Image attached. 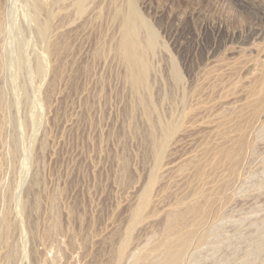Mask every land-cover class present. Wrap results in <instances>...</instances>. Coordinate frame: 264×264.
<instances>
[{"label": "rangeland", "instance_id": "1", "mask_svg": "<svg viewBox=\"0 0 264 264\" xmlns=\"http://www.w3.org/2000/svg\"><path fill=\"white\" fill-rule=\"evenodd\" d=\"M38 1L53 27L46 39L33 28L32 0H0V264H147L153 256L140 257L178 228L172 214L193 205L207 213L205 235L185 264H264V106L251 107L264 74V0H132L160 46L151 93H142L156 109L151 120L114 50V10L128 0H88L84 14L76 0ZM161 113L182 127L158 160L151 140ZM225 115L232 130L260 132L249 136L239 185L226 199L211 179L194 177L196 165L208 176ZM197 189L206 198L197 200Z\"/></svg>", "mask_w": 264, "mask_h": 264}, {"label": "bare ground", "instance_id": "2", "mask_svg": "<svg viewBox=\"0 0 264 264\" xmlns=\"http://www.w3.org/2000/svg\"><path fill=\"white\" fill-rule=\"evenodd\" d=\"M88 0H76L75 3L73 4L74 7L76 8V11L84 14L85 11V5L86 2ZM103 1V0H102ZM117 1V0H116ZM115 1V2H116ZM119 1V0H118ZM134 1V0H133ZM132 0H128L125 4L122 6L121 3H119L122 7H119L117 5V3L115 4V6L117 5L118 7L114 10V18L115 20L118 22L119 24V38L118 40L115 42V54L117 57H119V59L121 60V62L123 63L124 67H125V72H126V77L125 79L127 80L128 84L130 85V87L132 88V90L134 91V93L140 99V104L142 105V107L145 110V113L147 115V117L151 120V117L153 118V113L156 110L151 99L150 98H146L145 96L150 92V84H149V73L151 70V66H152V62L151 60L154 59L153 57L156 54L157 48L160 47L158 45L157 42V35H155L154 30L151 29V27L148 25V22L145 21V19L141 16L140 12H138V10L136 9L137 6H134V3ZM101 2V1H100ZM122 2V1H121ZM125 2V1H124ZM123 2V3H124ZM26 3V2H25ZM32 9H33V13L32 15L35 16L33 19L36 23V28L37 30V34L39 36V38L42 39H46L48 37V35L50 34V28H53L50 26L49 22H42L40 16H41V10L42 8V3L40 4L38 0H32ZM50 7V6H49ZM29 8V7H28ZM74 8V9H75ZM99 9V8H98ZM46 10V9H45ZM51 10V8H50ZM48 10V11H50ZM106 10V9H105ZM72 11V10H70ZM45 11L42 12V14ZM59 12V11H58ZM77 12V13H78ZM94 12V11H93ZM51 13V11H50ZM79 14V13H78ZM53 15V14H52ZM102 15V14H101ZM32 16V17H33ZM54 16V15H53ZM42 17V16H41ZM61 17V16H60ZM239 17V16H238ZM48 18H51L50 16ZM58 18V17H57ZM32 20V19H31ZM49 20V19H48ZM52 20V19H51ZM50 20V21H51ZM59 20V19H58ZM114 20V21H115ZM239 20V19H238ZM30 21V20H29ZM115 21V22H116ZM240 21V20H239ZM30 22H33L30 21ZM262 22V21H261ZM34 23V24H35ZM237 23V22H236ZM244 23V22H242ZM117 24V23H116ZM240 24V23H239ZM255 24V23H254ZM31 25V24H29ZM32 27V25H31ZM221 27V26H220ZM218 27V28H220ZM250 29H252L250 27ZM34 30V29H33ZM214 30V29H213ZM217 30V29H216ZM221 30V29H220ZM261 30V29H260ZM249 31V29H248ZM218 32V30H217ZM223 32V31H222ZM226 32V31H225ZM263 32V31H262ZM201 34V33H200ZM212 34V32H211ZM251 34V33H250ZM253 34V32H252ZM29 35V34H28ZM218 35V34H215ZM224 35V33H223ZM222 34L220 35V37H226L223 36ZM233 35V34H232ZM256 35V34H255ZM242 36V35H241ZM240 36V37H241ZM215 37V36H214ZM213 37V38H214ZM221 37V38H222ZM229 37V34H228ZM231 37V36H230ZM229 37V38H230ZM234 37V35H233ZM245 37V36H244ZM256 37V36H255ZM232 38V37H231ZM239 38V37H238ZM254 38V37H253ZM202 39V37H201ZM219 39V38H218ZM226 39V38H224ZM241 39V38H240ZM243 39V38H242ZM241 39V40H242ZM159 40V39H158ZM230 40V39H229ZM238 40V39H237ZM240 40V41H241ZM44 41V40H43ZM54 41V40H53ZM199 41V40H198ZM225 41V40H224ZM228 41V40H227ZM57 42V41H56ZM223 42V41H222ZM235 42V41H234ZM233 42V43H234ZM186 43V42H185ZM201 43V42H200ZM199 43V44H200ZM216 43V42H215ZM232 43V42H231ZM202 44V43H201ZM206 44V43H205ZM51 45L52 44L51 42ZM226 45V44H225ZM206 46V45H204ZM214 47V46H213ZM58 48V47H57ZM210 48V47H209ZM60 49V48H59ZM109 49V48H108ZM201 50V49H200ZM205 50V49H204ZM50 51V50H49ZM203 51V49H202ZM98 52V51H97ZM212 52V51H211ZM204 53V52H203ZM206 56H207V52ZM53 54V53H51ZM100 54V52H99ZM204 55V54H203ZM51 56V55H50ZM205 56V57H206ZM208 57V56H207ZM211 57V56H210ZM152 58V59H151ZM203 60V59H202ZM208 61V59H206ZM205 60V61H206ZM153 61V60H152ZM154 62V61H153ZM185 62V61H184ZM195 64V63H194ZM210 64V63H209ZM154 65V64H153ZM175 65V64H174ZM173 65V66H174ZM172 68H174L171 72V74L173 75V79L175 80V85H177L176 87H179L180 83L182 82L181 78H182V72L180 70L179 67H176V65ZM39 67V66H38ZM171 67V66H170ZM216 68V67H215ZM226 68V67H225ZM232 68V67H231ZM218 69V68H217ZM264 70V69H263ZM154 71V70H153ZM226 71V69H225ZM211 72V71H210ZM218 72V71H217ZM224 72V71H223ZM222 72V73H223ZM264 73V72H263ZM222 76V75H220ZM260 76V75H259ZM258 83L255 86V88L252 90V93L254 94L253 96L257 97L258 99H256V101L254 102V104H252L251 107H254L253 110H259V112L263 109L260 110L261 106H264V74H262V77L260 76L259 79H257ZM125 81V80H124ZM126 82V83H127ZM183 83V82H182ZM182 86V85H180ZM180 88V87H179ZM221 88V87H220ZM219 88V89H220ZM252 88V87H251ZM178 89V88H176ZM182 89V87H181ZM174 91V90H173ZM177 91V90H176ZM144 92H147V94H145ZM180 92V91H179ZM218 92V91H217ZM145 94L144 95H142ZM151 93V92H150ZM175 93V92H174ZM171 96V95H170ZM212 96V95H211ZM166 99L163 98V104L167 101H165ZM169 100V99H168ZM173 100V99H172ZM172 106L174 107L176 105V100L172 101ZM180 100V99H179ZM170 103V104H171ZM249 103V101H248ZM179 105V104H178ZM247 105V104H246ZM163 106V105H162ZM177 106V105H176ZM178 107V106H177ZM167 108V107H166ZM196 109V108H195ZM159 110V109H158ZM178 110V109H175ZM254 110V112L256 113V111ZM174 111V110H173ZM144 112V111H143ZM161 112V111H160ZM177 112V111H176ZM263 112V111H262ZM158 113V112H157ZM171 113V112H170ZM248 113V112H247ZM253 113V114H255ZM177 114V113H176ZM176 114H174L173 116H175ZM261 114V113H260ZM259 114V115H260ZM153 115V116H152ZM160 115V114H159ZM227 115V114H226ZM222 116L219 125L217 124L219 131L217 134V139L218 141L221 140V143H219V145H217V147L214 146V150H213V159H209L210 161H208V176L206 174V171L204 172L201 169L200 165H196V169H195V173H194V177L198 182H204L206 181V179L210 180L212 184H214L212 187H214V191L216 192L215 194H217L218 196L221 195H225V199L226 197H231V192H233V190L235 189L237 180L239 181V176L241 174V172H243V168H244V163H245V159H246V152L248 151V147H249V136H254L255 133L259 132V128H255V127H242L239 126V124L235 125L233 130L230 129L232 128L233 124H232V119L229 116ZM256 115V114H255ZM254 115V116H255ZM220 116V115H219ZM257 116V115H256ZM159 117V116H158ZM155 118V117H154ZM173 118V117H172ZM176 118V117H175ZM174 118V119H175ZM233 118V117H232ZM259 118V117H258ZM166 119V118H165ZM174 119H172V121L168 122L167 120H164V118L162 117V113H161V117L159 122V137L155 138V134L153 135V139L152 136L151 137V141L153 142V155L155 156L156 159L160 160L163 154V150H165L164 148H166V144L167 142H169L168 140H170V138L177 134V132H179L180 128L182 126H180V123H175ZM231 119V120H230ZM236 119V118H235ZM149 120V121H150ZM234 120V119H233ZM244 120V119H243ZM247 120V119H246ZM256 120V119H255ZM147 121V119H146ZM154 121V120H153ZM167 121V122H166ZM177 121V120H176ZM155 122V121H154ZM212 122V121H211ZM210 122V123H211ZM216 122V121H215ZM263 122V121H262ZM151 123V121H150ZM153 123V122H152ZM235 124V123H234ZM154 125V124H153ZM254 126V125H252ZM156 128V127H155ZM216 128V127H215ZM217 128V130H218ZM155 130V129H154ZM237 132L236 137H231L232 135V131ZM152 131V130H151ZM150 131V132H151ZM155 132V131H154ZM256 134V135H257ZM174 137V136H173ZM257 137H259L257 135ZM149 138V137H148ZM172 139V138H171ZM253 139V138H252ZM264 141V140H263ZM252 144V143H250ZM168 145V144H167ZM166 146V147H165ZM151 148V149H152ZM211 149L208 148V150L206 151V154L211 153ZM254 149V148H253ZM166 153V152H165ZM152 154V153H151ZM205 154V153H204ZM156 160V161H158ZM248 162V161H247ZM159 163V162H157ZM161 163V162H160ZM195 163V162H194ZM197 163V162H196ZM248 164V163H247ZM202 165V164H201ZM195 166V165H194ZM222 167L226 168V174L223 175L222 178H218V172L221 171ZM223 168V169H224ZM222 169V171H223ZM220 170V171H219ZM221 173V172H220ZM157 174V173H156ZM224 174V173H223ZM156 176V175H155ZM153 176L151 178L149 187L147 188L146 192H144V196H143V200H142V204L140 205V207H138L137 210H135V212H133L134 214L133 216V220L135 221V223H138L141 212L146 209L147 204L149 203L150 200V194H151V189L154 187V185L156 184V182L158 181V176L157 178ZM221 176V175H219ZM197 182V183H198ZM206 183V182H205ZM209 183V182H208ZM211 184V185H212ZM201 186V185H200ZM238 187V186H236ZM200 189V188H198ZM195 190V193L197 191V196L196 197H200L201 198H206L204 189L203 190ZM202 189V188H201ZM214 194V193H213ZM208 196V195H207ZM229 197V198H230ZM223 198V199H224ZM197 199V200H199ZM208 199V198H207ZM205 200V199H204ZM203 200V201H204ZM151 201V200H150ZM225 201V200H223ZM222 201V202H223ZM194 202V201H193ZM199 202V201H198ZM207 202V200H206ZM200 203V202H199ZM198 203V204H199ZM203 203V202H202ZM209 203L208 205H212V200L209 199ZM140 204V203H139ZM182 204V203H181ZM184 204V203H183ZM197 204V205H198ZM185 205V204H184ZM190 205V204H189ZM202 205V204H200ZM209 206V207H210ZM23 207V206H22ZM37 207V206H36ZM179 207V206H178ZM188 207V206H187ZM201 207V206H200ZM197 207V206H189L187 208L188 212V217L189 215L194 216L193 218L189 217V219L191 220L190 223H188L189 219H187V215L184 216V214L180 215V214H172L171 216V223H173L172 225H177L178 228L175 226V228L173 229H169L166 232V235L164 236V239L155 244L152 245L146 252L144 255H142L140 258H149L151 256H153V260L151 259L147 264H185L186 259L192 254V249H193V244H195L194 241L199 242V240L203 239L204 237V232L199 233L200 228L202 229L203 226H205L204 224V220L207 217L205 214V211H203L202 208ZM24 208V207H23ZM185 207H182V209ZM177 209V208H174ZM211 209V208H210ZM134 211V210H133ZM182 211V210H181ZM177 213V210H176ZM179 213V212H178ZM186 217V218H185ZM169 218V217H168ZM142 219V218H141ZM207 220V218H206ZM168 221V220H167ZM207 222V221H206ZM170 223V224H171ZM188 223V224H187ZM187 224V226H186ZM136 225V224H135ZM169 225V226H172ZM134 226V225H133ZM183 226V227H182ZM132 227V226H131ZM202 231V230H201ZM5 232V230H4ZM131 232V231H130ZM6 233V232H5ZM3 234V233H2ZM5 235V234H4ZM208 235V234H207ZM130 238V237H129ZM128 238V239H129ZM162 238V237H161ZM2 239V238H1ZM132 239V238H131ZM127 242H125L124 244H122L121 248L119 249V259H123L126 255L127 249L129 247V242L126 239ZM124 242V241H123ZM197 242V244H198ZM202 243V242H201ZM148 246V245H147ZM145 249V248H144ZM258 249V248H257ZM15 251V250H13ZM12 252V251H11ZM144 252V251H142ZM259 253V252H258ZM261 253V252H260ZM137 256V255H136ZM140 256V255H139ZM155 256V257H154ZM254 256V254H253ZM259 256V255H258ZM7 257V256H6ZM15 258V257H14ZM137 258V257H136ZM155 258V259H154ZM136 260V259H135ZM145 260V259H144ZM143 261V260H142ZM140 261V262H142ZM139 262V264H141ZM145 263V261H143ZM136 263V262H135Z\"/></svg>", "mask_w": 264, "mask_h": 264}]
</instances>
